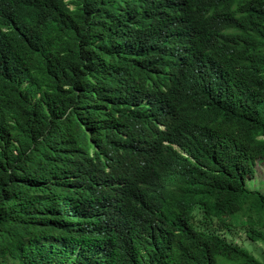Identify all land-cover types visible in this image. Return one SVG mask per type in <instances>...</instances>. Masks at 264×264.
I'll use <instances>...</instances> for the list:
<instances>
[{
    "label": "trees",
    "instance_id": "trees-1",
    "mask_svg": "<svg viewBox=\"0 0 264 264\" xmlns=\"http://www.w3.org/2000/svg\"><path fill=\"white\" fill-rule=\"evenodd\" d=\"M260 167L264 0H0V264H264Z\"/></svg>",
    "mask_w": 264,
    "mask_h": 264
},
{
    "label": "rangeland",
    "instance_id": "rangeland-1",
    "mask_svg": "<svg viewBox=\"0 0 264 264\" xmlns=\"http://www.w3.org/2000/svg\"><path fill=\"white\" fill-rule=\"evenodd\" d=\"M260 168L261 169H259L258 179L263 178V176H264V167H260ZM260 183L261 182H259V186H257V187L259 190L263 191L264 190V182L262 184H260ZM247 187L250 189L254 186L252 183H248ZM254 188H256V187H254ZM200 217H201L200 214H196V219H199ZM196 224L199 228L204 227V223L202 221L196 222ZM224 239L232 245H237V246H240V247L246 249L257 260L264 262V244L252 242L251 240H249L247 238V236L244 235L243 232H240V231L227 233L226 235H224Z\"/></svg>",
    "mask_w": 264,
    "mask_h": 264
},
{
    "label": "clouds",
    "instance_id": "clouds-1",
    "mask_svg": "<svg viewBox=\"0 0 264 264\" xmlns=\"http://www.w3.org/2000/svg\"><path fill=\"white\" fill-rule=\"evenodd\" d=\"M90 156H92V154H90ZM81 181H83V178L81 177Z\"/></svg>",
    "mask_w": 264,
    "mask_h": 264
},
{
    "label": "bare ground",
    "instance_id": "bare-ground-1",
    "mask_svg": "<svg viewBox=\"0 0 264 264\" xmlns=\"http://www.w3.org/2000/svg\"><path fill=\"white\" fill-rule=\"evenodd\" d=\"M118 156V155H117Z\"/></svg>",
    "mask_w": 264,
    "mask_h": 264
}]
</instances>
